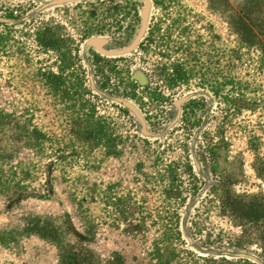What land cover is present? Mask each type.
<instances>
[{"label": "rangeland", "instance_id": "obj_1", "mask_svg": "<svg viewBox=\"0 0 264 264\" xmlns=\"http://www.w3.org/2000/svg\"><path fill=\"white\" fill-rule=\"evenodd\" d=\"M2 16L0 264H264V0Z\"/></svg>", "mask_w": 264, "mask_h": 264}, {"label": "trees", "instance_id": "obj_2", "mask_svg": "<svg viewBox=\"0 0 264 264\" xmlns=\"http://www.w3.org/2000/svg\"><path fill=\"white\" fill-rule=\"evenodd\" d=\"M7 17H9V16H11V15H6ZM7 21L8 19L5 17V16H2V17H0V21ZM92 42H95V43H92ZM90 44H92V45H94V46H96L97 48H101V46H102V44H103V41L102 40H100V39H94V40H90ZM197 103V104H196ZM198 103H199V101L198 100H192V101H190V102H188V107H192L193 108V106L194 105H198ZM126 107H127V111H128V109L130 108V105H127L126 104ZM191 108V109H192ZM41 133V132H40ZM44 134V133H43ZM189 168L191 169V165H189ZM192 170V169H191ZM249 264H255V263H249Z\"/></svg>", "mask_w": 264, "mask_h": 264}, {"label": "crops", "instance_id": "obj_3", "mask_svg": "<svg viewBox=\"0 0 264 264\" xmlns=\"http://www.w3.org/2000/svg\"><path fill=\"white\" fill-rule=\"evenodd\" d=\"M79 232V231H78ZM81 233V232H80ZM82 235V234H81ZM80 236V235H79ZM82 237H84L83 235H82ZM19 264V263H18Z\"/></svg>", "mask_w": 264, "mask_h": 264}, {"label": "water", "instance_id": "obj_4", "mask_svg": "<svg viewBox=\"0 0 264 264\" xmlns=\"http://www.w3.org/2000/svg\"><path fill=\"white\" fill-rule=\"evenodd\" d=\"M92 43H95V42H92Z\"/></svg>", "mask_w": 264, "mask_h": 264}]
</instances>
